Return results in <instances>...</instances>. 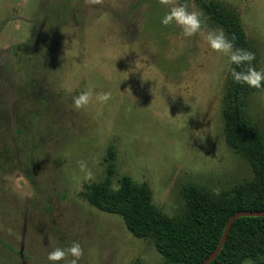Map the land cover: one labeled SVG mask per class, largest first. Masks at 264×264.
Masks as SVG:
<instances>
[{"label": "rangeland", "instance_id": "1", "mask_svg": "<svg viewBox=\"0 0 264 264\" xmlns=\"http://www.w3.org/2000/svg\"><path fill=\"white\" fill-rule=\"evenodd\" d=\"M214 1L237 13L251 83L264 75V0ZM179 6L198 15L191 35L160 23ZM210 32L226 40L202 0H0V264H69L73 242L77 264H162L151 238L87 201L86 184L116 189L127 175L180 221L191 190L214 198L252 179L225 138L234 53L210 47ZM243 113L264 136V78ZM55 249L63 260H48Z\"/></svg>", "mask_w": 264, "mask_h": 264}, {"label": "trees", "instance_id": "2", "mask_svg": "<svg viewBox=\"0 0 264 264\" xmlns=\"http://www.w3.org/2000/svg\"><path fill=\"white\" fill-rule=\"evenodd\" d=\"M202 5L207 14L223 27L233 53L251 56V59L245 55L233 57L222 114L225 138L251 163L252 179L214 198L191 190L187 194L190 213L180 221L158 212L151 204L149 186L134 184L127 175L121 176L116 189L86 184L83 192L87 201L97 209L119 215L133 236L151 238L163 257L162 264H199L215 249L233 213L239 210L264 211V136L243 113L245 96L257 87L246 80L253 69V57L237 13L224 9L214 0H202ZM108 156L110 161L106 170L111 173L114 153L110 151ZM246 258L264 264V217L240 216L235 219L220 252L208 264H240Z\"/></svg>", "mask_w": 264, "mask_h": 264}, {"label": "clouds", "instance_id": "3", "mask_svg": "<svg viewBox=\"0 0 264 264\" xmlns=\"http://www.w3.org/2000/svg\"><path fill=\"white\" fill-rule=\"evenodd\" d=\"M161 2H165V0H161ZM160 23L163 25H168L170 23H175L180 26L183 33L185 35H191L193 32L197 31L200 26V21L198 19V15L196 13H189L185 10L183 6L174 7L169 10L160 20ZM207 42L210 47L217 51H227L231 48V44L227 42L223 33H208ZM236 55H245L248 59H251L250 54L246 53H234L230 55V59ZM264 78V75L261 73H256L253 77L251 83L255 86H259V81ZM92 97V91L89 89L88 91L80 93L78 96L74 97L73 105L76 108H81L89 103ZM96 101L104 103L109 99L108 93H97L95 96ZM80 167L84 168L83 162H80ZM67 254L72 257L69 261V264H77V261L81 255V248L79 243L73 242L71 247L67 249ZM65 250L63 249H55L54 251L48 254L49 261H60L65 258Z\"/></svg>", "mask_w": 264, "mask_h": 264}, {"label": "water", "instance_id": "4", "mask_svg": "<svg viewBox=\"0 0 264 264\" xmlns=\"http://www.w3.org/2000/svg\"><path fill=\"white\" fill-rule=\"evenodd\" d=\"M240 216H261L264 217V211H259V210H239L236 211L235 213H233L227 220L221 237L219 239V242L217 244V246L215 247V249L205 258L203 259L199 264H208L210 261H212L217 254L220 252L221 247L226 239L227 233L229 231V228L231 226V224L234 222L235 219H237Z\"/></svg>", "mask_w": 264, "mask_h": 264}]
</instances>
